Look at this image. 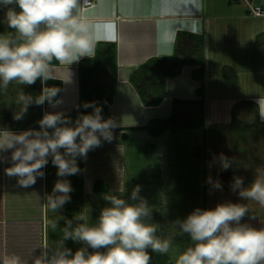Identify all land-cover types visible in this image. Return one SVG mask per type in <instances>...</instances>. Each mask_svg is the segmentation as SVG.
Returning <instances> with one entry per match:
<instances>
[{"label":"crops","instance_id":"0c3cea01","mask_svg":"<svg viewBox=\"0 0 264 264\" xmlns=\"http://www.w3.org/2000/svg\"><path fill=\"white\" fill-rule=\"evenodd\" d=\"M92 1L91 6L83 9L80 0V12L95 26L96 46L99 42H108L115 43L117 48L116 82L108 112L118 129L112 130L113 138L110 142L101 138L100 147L90 150L86 158H77L80 168L78 174L58 177L56 170L50 187L46 174L43 178L38 177L34 185L20 187L17 178L10 177L5 172L11 166V150L0 152V264H5L11 257L19 258V264H33V258L41 254L47 235L46 226L50 224L46 195L51 194L54 184L61 179L70 181L73 191L70 193V202L57 212L51 209L49 212L50 216L56 217L59 234L57 241L61 239L66 221H72L73 225L79 222L67 216L68 209L80 210L89 223L94 224L101 209L109 206L104 195H118L134 203L136 201L130 199V188L139 185V196H156L154 201L145 199L152 209L150 223L159 225L158 235L172 238V247L167 255L175 264L176 257L191 241L176 223L188 215L186 205L173 207L172 194H186L188 190L185 187L172 188L169 170L162 175L163 164L178 159L181 152L193 157V148L203 145L206 140V130L210 128L208 118L213 120L212 127L215 130L232 125L233 109L237 105L239 109L235 114L238 121L264 127V119L260 117L257 105L259 99L264 103V15L255 17L248 12V2L264 7V0ZM6 9L7 7L0 5V34L10 33L5 20ZM16 10L19 11V8L16 7ZM179 32L196 34L204 39L206 130H167L161 136L153 137L139 128L152 119L168 118L172 113L174 99H198L197 89L201 82L195 79L194 71L201 65H184L177 75L169 77L165 82V97L155 106L142 103L130 77L150 59L172 57ZM84 59L88 57L81 60ZM80 61L69 66L59 63L52 65V79L62 82L59 98L42 108L30 105L27 112H40L42 119L45 113L61 112L67 115L78 110ZM224 68L232 70L228 74L230 78L232 72L236 74L238 81L235 85L225 80ZM0 97L3 99L2 90ZM15 104L8 109L12 113L9 125L0 127V140L7 135L2 131L19 134L40 128L39 124L16 126L15 123L22 121L26 113L21 119H16L15 115L20 111L21 105L17 101ZM79 116L77 114L70 118L73 124ZM228 116L230 119L227 120ZM151 145L152 152H145ZM96 149H102L100 156L96 157L94 154ZM200 159H196L195 163L197 186L201 190L196 194V203L189 205L192 210L204 209L205 204V195L202 193L203 190L205 193V165ZM139 165L148 167L147 172ZM129 169L136 170V174L132 175ZM97 181L104 183L101 186L104 190H95ZM191 191L192 189L189 194ZM73 242L69 240V244ZM148 251L151 264H157L156 255L159 253H154L151 249Z\"/></svg>","mask_w":264,"mask_h":264},{"label":"clouds","instance_id":"9594fccd","mask_svg":"<svg viewBox=\"0 0 264 264\" xmlns=\"http://www.w3.org/2000/svg\"><path fill=\"white\" fill-rule=\"evenodd\" d=\"M0 5L19 8L8 7L5 15L14 35L0 34V89L6 90L13 81L32 85L38 79H52L53 61L69 66L95 56V26L81 14L80 0H0ZM58 92L55 87L45 88L35 103H53ZM33 101L21 90L17 100L21 107L15 118L21 119ZM257 105L264 119V103L259 99ZM84 107L93 108V112L81 114L74 124L63 113L55 112L43 115L39 130L19 134L2 131L7 135L0 140V152L11 150L6 174L16 177L20 187H30L38 177H44L49 158L58 177L78 174L77 158H86L90 150L100 147L101 138L110 142L117 126L113 119L103 118L102 107L95 102ZM219 159L222 169L227 170L229 158L221 154ZM215 187H221L219 181ZM232 189H239L240 198L264 207V173H258L247 187L236 177ZM72 191L70 181L57 180L51 194L46 195V205L57 212L70 202ZM140 191L139 185L132 190L134 203L118 195H104L109 206L101 209L94 224L82 214L75 216L79 221L75 225L66 221L61 239L54 247L44 245L33 264H151L148 249L167 254L172 238L158 235L159 225L148 222L152 209L139 196ZM247 213L246 204L226 202L211 209L195 208L185 219L177 220L191 243L179 253L175 264H264V228L241 223ZM56 226L54 221L52 227ZM67 240L84 246L73 252L65 246ZM5 264H19V258L11 257Z\"/></svg>","mask_w":264,"mask_h":264},{"label":"trees","instance_id":"16d2710c","mask_svg":"<svg viewBox=\"0 0 264 264\" xmlns=\"http://www.w3.org/2000/svg\"><path fill=\"white\" fill-rule=\"evenodd\" d=\"M8 7L16 8V5H8ZM7 12V9H6ZM5 12V15H6ZM7 28L14 35V30ZM116 44L108 42H99L96 46V53L93 58L81 60L78 65V86L80 94V107L78 110L71 112L65 116L71 118L74 115L90 114L93 108H85V103L95 102L102 107V116L104 119H113L109 114L108 108L113 101L114 88L116 82ZM204 39L196 34H186L179 32L175 40V51L172 57L153 58L142 65L135 71L130 82L135 87L138 95L145 105L155 106L160 104L165 97V82L169 77L177 75L184 65L198 64L201 67L194 71V77L201 82V86L197 89L198 99L195 100H173L172 113L165 119H152L145 126L139 129L147 131L153 137L161 136L165 131L175 132L180 129H203L206 130L205 122V101H204ZM58 64L53 61L52 65ZM229 68L223 69L225 80L231 85H235L238 81L236 74L232 72L231 78ZM37 80L28 88V94L34 98L31 107L42 108L49 105L47 100L43 104H36L35 98H38L45 88H58L59 92L54 98V102L59 98L62 92V82L60 80L49 79L44 82ZM0 89V95H1ZM53 102V103H54ZM238 105L234 108L237 109ZM12 119V113L5 110V101L0 97V127L9 125ZM232 128L239 130L242 134H250L257 130L264 133V127H257L255 124L245 121H238L236 114H233ZM114 128L113 130H117ZM52 130L49 129V132ZM204 145L195 146L193 148L194 157H203L202 149ZM153 146H148L144 151L152 152ZM235 176L233 174H224L221 176L222 185L225 188H232ZM232 181V182H231ZM231 182V184H229ZM104 185L103 182L97 181L95 185L96 191L104 190L98 185ZM77 214H82L80 210L70 208L66 214L68 217L75 219ZM157 264H173L167 254L156 255Z\"/></svg>","mask_w":264,"mask_h":264},{"label":"rangeland","instance_id":"374dc122","mask_svg":"<svg viewBox=\"0 0 264 264\" xmlns=\"http://www.w3.org/2000/svg\"><path fill=\"white\" fill-rule=\"evenodd\" d=\"M242 2H244V0H242ZM29 86L30 85H21L13 81L9 84L6 90L2 89V96L6 104L5 110L13 108L12 106L16 105L15 102L18 100L16 98L19 97L21 90L29 95ZM238 109L239 105L237 109H233V113H236ZM226 119H230V116ZM40 120V112L38 113L28 110L24 119L16 122L15 125L19 127L33 126L39 124L38 122ZM212 121L213 120L209 117L208 124L210 128L206 130V140L203 144V157H201V159L194 157L193 153L192 157L186 152H181V156H179L178 159L163 164L162 168L164 169L162 170L164 171L162 172V175L167 172V169L169 170L168 172H170L172 176V188L176 187L182 189V187H185L188 190L186 194H172V206L177 207L181 205L182 207L185 204L187 214L193 211L189 205L191 203H196V194L201 190H199V186H197L198 174L196 173L195 163L196 159H200L202 160L203 165H205V193L203 192L204 190L202 191L203 195H205L204 209H211L218 203L226 202L246 204L248 207V213L241 223H247L257 229L264 228V207L260 206L255 201L240 198L238 195L239 189L233 190L232 188H225L221 181L222 175L232 173L235 177H241L243 179V186L247 187L252 183L258 173H264V133L257 130L256 132L244 135L239 130L232 128V125L224 126L215 130L214 127H212ZM101 153L102 149H96V152H94L96 157L97 155L100 156ZM221 154L228 157L230 160V167L227 170L222 169L219 159ZM140 166L141 165H139V167ZM141 167L145 168V171L147 172L148 167L145 165H142ZM56 170L57 169L52 165L51 160H49V163L46 166V173L44 168L49 187L50 182L54 181L53 176H55ZM135 171L136 170L129 169V172L132 173V175L136 174ZM44 181L46 182V179ZM217 181L221 184L220 188L215 187ZM231 182L229 184H231ZM98 186L101 187L102 185L99 184ZM188 187L192 189L190 194L189 191L191 189ZM134 188L135 187L130 188V193H132ZM140 197L154 201L156 196L148 194L140 195ZM47 212L50 224L46 226L47 235H45V245H48L51 248L55 246L59 234L57 228L52 227V223L56 221V217L50 216V208H48ZM150 219L148 222H150ZM64 244L73 252L84 246L80 242L69 244V240L65 241ZM101 251H103V249Z\"/></svg>","mask_w":264,"mask_h":264},{"label":"built area","instance_id":"2783aa9c","mask_svg":"<svg viewBox=\"0 0 264 264\" xmlns=\"http://www.w3.org/2000/svg\"><path fill=\"white\" fill-rule=\"evenodd\" d=\"M92 4H93L92 0H82L83 9H86ZM248 12L251 13L255 17H261L264 15V7L248 2Z\"/></svg>","mask_w":264,"mask_h":264}]
</instances>
